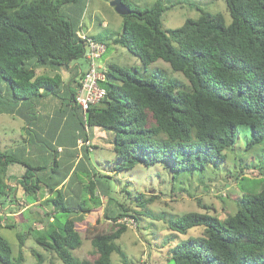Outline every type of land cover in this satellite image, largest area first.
<instances>
[{
  "label": "trees",
  "instance_id": "16d2710c",
  "mask_svg": "<svg viewBox=\"0 0 264 264\" xmlns=\"http://www.w3.org/2000/svg\"><path fill=\"white\" fill-rule=\"evenodd\" d=\"M76 1L0 0V114L18 113L28 123L25 105H33L29 107H35L33 114H37L35 101L58 98L59 116L70 112L76 120L77 147L78 140H83L89 142L91 152L94 150L92 129L113 134L115 158L108 170L117 174L141 164L148 167L166 161L179 174H203L213 164L226 163V152L234 150L241 127L250 130L246 151L264 144V0H224L229 22L223 14L201 11L197 18H188L169 30L162 28L161 18L167 9L162 0L147 10L133 9L122 0L131 12L123 16L122 30L112 43L137 57L140 65L132 67L137 74L116 64L104 67L105 79L99 86L105 95L89 106L85 119L75 103L82 70L74 72L66 84L59 73H71V64L87 54L86 41L76 35L77 22L61 14L62 6H72ZM159 60L182 74L186 82L164 76L161 71L156 72L158 80L140 74L139 70ZM62 89L66 91L63 95ZM82 148L90 152L88 147ZM247 162L250 165L243 159L235 160L241 178L231 172L224 177L233 178L240 187V196L232 199L234 213L220 218L201 205L205 212H188L166 222L167 229L176 235L187 236L196 228L201 233L173 244L167 242L164 264H264V187L253 190L248 179L241 176L251 167L264 179V158L258 164ZM53 163L57 164L55 158ZM15 165L30 169L16 152L0 149V212L7 200L16 197L15 189L5 182L8 168ZM33 170L42 172L45 167ZM27 173L14 178L21 188L19 193L31 196L34 202H39V193L45 189L54 194L43 201V205L54 206L53 217L58 211L91 213L80 205L67 206L62 192L55 190L58 185L50 187L39 179L36 183L25 181ZM95 189L90 182L89 200L95 199ZM121 192L130 196L126 185ZM135 199V207L142 212L157 197L139 194ZM109 204L108 198L102 216L112 221L110 230L100 232L98 219L85 230L84 239L94 249L91 260L72 255L83 242L76 225L84 220L79 215L58 230H43L34 238L35 243L51 251L62 264H111L112 254L120 257L121 264H131L117 244L127 230L117 221L129 215L124 214L127 210L123 204ZM129 217L138 222L137 217ZM49 219L45 224L55 221L53 218L49 223ZM31 230L29 226L17 234L16 255L0 237V264H24L22 247ZM32 253L42 264L41 254Z\"/></svg>",
  "mask_w": 264,
  "mask_h": 264
},
{
  "label": "rangeland",
  "instance_id": "374dc122",
  "mask_svg": "<svg viewBox=\"0 0 264 264\" xmlns=\"http://www.w3.org/2000/svg\"><path fill=\"white\" fill-rule=\"evenodd\" d=\"M112 1L77 0L72 6L70 4L62 6L61 14L67 15L77 22L78 29L82 33L95 37L106 46L103 59L106 60L107 64H116L129 69L133 74H137L132 67L137 68L140 65L139 59L130 54L125 48L112 43V39L122 30L123 24V16L119 15L114 7L110 5ZM125 1L133 9L147 10L153 7L156 0ZM162 1L164 6L167 7L161 18L163 29L178 28L186 19L197 18L201 11L211 14H223L229 22L224 0ZM120 51H123V54ZM76 62L80 63L81 66L84 64L83 59ZM139 71L140 74L145 77H152L154 80H158L159 74H156V72L161 71L164 76L186 82L182 74L173 72L169 65L161 60L149 65L145 70L141 69ZM60 102L61 100L55 97L45 101H35L37 114H33L35 107H29L33 105H25L27 113L25 116L28 123L24 118L19 117L18 113L13 116L0 114V149H9V151L16 152L30 167L28 170L20 165H15L14 168L9 167L15 169L19 175L27 171L25 181L35 182L39 179L42 183L51 187L62 181L68 173L64 164L57 166L53 163V153L49 146L51 135L49 136L47 133L48 129L52 132L50 121L53 118L55 108L58 112ZM65 131L70 133L71 128L67 127ZM99 131L97 129L90 130L92 134H95V149L85 154L86 159L82 160V166L78 167L71 178L70 184H67L62 191L67 206L76 208L80 205L83 209L94 210L88 216L83 212L66 213L58 211L54 213L55 221L49 225L45 224L47 219L52 217L54 206L52 204L43 205V200L40 201L42 205H35L31 196L23 194L18 197L17 201L23 204L22 199H24L26 204L35 206L28 208L22 216L16 218L7 215L18 211L14 208L0 212V237L9 243L15 255L19 250L17 234L26 232L29 226L32 228L30 236H27L22 247L24 264H38L32 251L41 254L42 264H62L51 251H45L42 246L37 245L34 238L40 236L45 229L58 230L66 221L72 220L78 215H82L84 219L76 223L83 242L79 249L72 251V255L79 259L91 260L90 255L94 249L90 242L84 239L85 230L94 225L97 219L99 220L97 229L100 232L105 233L110 230L112 221L102 216L108 198L110 199L109 205H115L117 202L121 203L127 210L124 214L138 218V222L129 216L117 221L118 224H124L127 228L126 232L117 240V244L125 252L130 263L164 264L168 243L173 244L187 236H196L201 233V229L196 228L189 231L187 236L176 235L167 229L166 222L188 212H205L201 205L207 206L210 213L220 218H224L228 213H234L235 205L232 199L240 196V187L239 185L237 187V182L233 178L224 180V177L230 172L240 177V168L239 166L235 168V160L243 159L246 164L250 165L247 161L258 164L259 160L262 163L264 158V144L255 150L256 152L245 150L246 142L250 137V130L241 127L238 143L234 150L226 152V163L217 166L213 164L203 174L197 171H189L187 175L179 174L171 169L168 161L148 167L141 164L119 174L106 173L109 168H112V160L115 158L113 152L114 137L110 132ZM257 152L260 155L254 156ZM37 167H45V170L42 172L33 170ZM104 173L107 175L106 178H100L99 174L104 176ZM241 176L248 179V184L251 185L253 190L264 187V179L257 169L246 168L241 172ZM94 180L96 181L94 182ZM90 182L96 185L94 200H89L88 187ZM243 183L246 184L244 181ZM124 185L127 186L130 196L126 192H121ZM71 189L74 191H71ZM47 194L46 189L40 192L39 200ZM139 194L145 195L146 198L155 196L157 199L153 204L145 206L143 211L140 212L135 207L138 199L134 200V198H138ZM102 198H105L103 199V206L97 208L99 207L98 201L100 202ZM5 205L8 206V202ZM134 212L138 213V216ZM5 224L14 226V228H4ZM111 264H121L120 257L112 254Z\"/></svg>",
  "mask_w": 264,
  "mask_h": 264
},
{
  "label": "crops",
  "instance_id": "0c3cea01",
  "mask_svg": "<svg viewBox=\"0 0 264 264\" xmlns=\"http://www.w3.org/2000/svg\"><path fill=\"white\" fill-rule=\"evenodd\" d=\"M120 53L123 54V51H120ZM83 60H84V64L82 66L78 62H74L72 64L71 68L74 67V69H72L71 73H69L68 71H65V70L59 71V73L62 77V80L64 81V84H66V82H68L70 80V78L74 75V72H77V74H78L81 70L83 71L86 68V60L85 59H83ZM102 63H103L105 68L107 67V65H109L106 63V60L103 59V57H102ZM78 79H79V77H76V80H78ZM62 91H63V93L61 95H63L66 92L64 89H62ZM50 123H52V132H50V129H48L47 133L49 136L51 135L49 137V140H50L49 146H50V150L53 153V159L55 158L57 161V164H55V165L58 166V165L64 164L65 169L68 171L67 175L63 178L62 181L53 185V186L58 185L55 188V190L62 192L64 190L65 186L67 184H70L71 178L74 175V173L76 172V170L78 169V167L80 165L82 166V163H83L82 160L86 159L85 154H88L91 151L87 152L84 148L79 149L76 146L77 124L74 120L73 115L70 112L64 114L63 116H59V112H57V110L55 108L54 115H53V118L51 119ZM67 127L71 128L70 133L65 131V128H67ZM90 137H91V141L95 147V145H96V140L94 139L95 134L91 133ZM108 139H110V138L108 137ZM7 150H9V149H7ZM11 169L12 168H8V170H7V177L5 179V182L10 188L15 189L16 197L13 199V201L7 200L5 202V204L8 202V206L5 205L3 210L14 208L15 210H18V211L14 212V213L11 212L7 215L14 216L15 218L17 216H22L23 212H25V210H27L28 208L33 207L35 205H38L41 200L45 201V200L51 199L52 197L55 196L54 194L48 193L47 196H42L41 199L39 200V202H35V205H33V206L26 204L24 199H22L23 204H21V202L17 201L18 197L22 196L21 194H19L21 188H19L17 186V184H16L17 180L14 179L16 176H17V178H19L20 175L15 169H12V170ZM13 170H15V171H13ZM83 170L86 171L85 169H83ZM108 172H109V170H107L106 173H108ZM104 175H106V174L104 173ZM71 191H74V190L71 189ZM103 199H105V198H102L100 200V203L102 205L97 207V208H100L103 206ZM13 202H15V203H13ZM92 211H94V210H91V212ZM52 215H53V213H52ZM52 217L49 219V223L52 222V220L54 218V217L53 218ZM79 217H82V215H79Z\"/></svg>",
  "mask_w": 264,
  "mask_h": 264
},
{
  "label": "built area",
  "instance_id": "2783aa9c",
  "mask_svg": "<svg viewBox=\"0 0 264 264\" xmlns=\"http://www.w3.org/2000/svg\"><path fill=\"white\" fill-rule=\"evenodd\" d=\"M76 35L79 39L86 41L87 45V54L85 56L86 68L80 72V87L75 93V103L81 108L83 118L85 119L89 106L95 104L105 95V90L99 86V83L105 79L103 73L105 68L101 59L106 47L104 44L94 41L80 30L76 32ZM85 131H87V128H85ZM77 144L79 148L86 146L91 151L88 141L78 140ZM133 224L136 225L134 222Z\"/></svg>",
  "mask_w": 264,
  "mask_h": 264
},
{
  "label": "water",
  "instance_id": "95a60500",
  "mask_svg": "<svg viewBox=\"0 0 264 264\" xmlns=\"http://www.w3.org/2000/svg\"><path fill=\"white\" fill-rule=\"evenodd\" d=\"M110 5L113 6L115 11L121 16H127L131 12L122 0H113Z\"/></svg>",
  "mask_w": 264,
  "mask_h": 264
}]
</instances>
